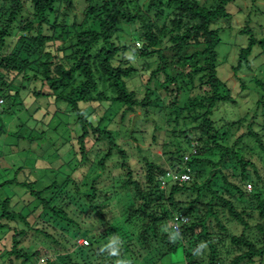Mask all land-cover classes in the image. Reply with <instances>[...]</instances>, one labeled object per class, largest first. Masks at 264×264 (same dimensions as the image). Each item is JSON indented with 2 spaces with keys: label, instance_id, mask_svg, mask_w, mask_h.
<instances>
[{
  "label": "trees",
  "instance_id": "16d2710c",
  "mask_svg": "<svg viewBox=\"0 0 264 264\" xmlns=\"http://www.w3.org/2000/svg\"><path fill=\"white\" fill-rule=\"evenodd\" d=\"M78 1L0 0V164L9 153L25 160L6 163L7 177L0 175V264H114L99 251L113 235L133 264H157L178 248L186 264H264V124L258 132L250 120L228 145L232 125L239 129L246 118H214L236 103L219 75L217 25L234 0ZM241 32L248 38L229 71L241 88L244 71L263 85L252 79L251 57L255 48L264 55V37L248 25ZM141 73L148 77L139 90L132 82ZM254 106L256 116L264 96ZM130 114L163 131L152 135V147L165 160L121 142L116 118L125 127ZM130 121L123 132L137 140L145 129ZM57 137L62 142L48 154ZM6 187L20 190L2 195ZM112 198L122 203L108 222L97 204ZM179 215L188 220L176 229ZM170 230L181 233L176 243ZM32 233L73 246L76 258L40 262L41 250L24 244ZM80 234L87 245L78 244ZM201 242L203 254L193 255Z\"/></svg>",
  "mask_w": 264,
  "mask_h": 264
},
{
  "label": "rangeland",
  "instance_id": "374dc122",
  "mask_svg": "<svg viewBox=\"0 0 264 264\" xmlns=\"http://www.w3.org/2000/svg\"><path fill=\"white\" fill-rule=\"evenodd\" d=\"M75 1H76L77 6H80L79 1L78 0H75ZM228 9L231 12V16L229 18L220 19L217 22L218 26L223 27L222 30H220V36L222 38V43L218 46V49L220 52V60L222 62L220 66L221 70H219V75L225 81L227 80L226 82L232 91L233 97L236 99V103L224 104L220 106L219 108H217L214 118L220 124L224 123L225 120L233 121L235 119H238L241 115L246 118V120L244 121V124L239 129L236 128V125H234L235 126L234 127L232 124H230V122L228 123V125H232V135L234 134V136L232 137L231 135L227 137L228 139L226 140L225 144L232 145L238 135H242L243 133L247 132V124L248 122H250V120L254 121L252 124L253 125L252 127L254 128V130L258 132L259 131L262 132V127H263L262 124H264V108L262 107L258 108L256 112V116H254V113H253L254 110L252 109L255 107L254 105L258 97L264 96V55H257L256 52L258 51L259 48H255L254 53L251 57V60H252L251 66H252V69L254 70L253 73L255 75V77H253L254 75L252 76V79L257 78L258 80L263 82V85L257 84V82H255L254 80L251 81L250 77L252 74H250L247 71H244L240 73V76L243 77L244 80H246L247 86H245V88L244 87L241 88V84L238 81V78L232 75V71H229V68H230L229 65L232 64L233 61L235 60L236 55L238 53V48L240 47V45H244L247 41L248 34H244L241 32L247 25L252 28V30L257 36L261 35L264 37V0H234L232 3L229 4ZM77 11L78 10H75V12ZM14 39L15 37H11L9 38V41L11 42ZM138 65L142 66L140 62L138 63ZM140 68L142 69V67ZM221 71L224 72L223 75ZM141 74L142 75L140 76L137 75L135 78H133V82H132L133 87L139 90H140L141 82H146V79L148 77L146 73H141ZM88 108L90 111L93 107L89 106ZM137 114L141 115V111H138ZM136 116L137 115L135 114H130L129 119L125 121V124H126L125 127H123L124 126L123 123L119 122V118H116L117 120L116 123L118 124L117 130L120 129L121 131L120 133V138L122 140L121 142L125 143V145H128L127 142L128 143L137 142L142 146L144 153L150 155L151 158L152 157L156 158V156L159 155L160 156L158 157L159 160L161 159L165 160L166 156L163 155V151L152 147L154 145L153 143L155 142L152 139V135L153 134L156 136L160 134L164 135L163 131L155 129V126H154L155 122L152 118L150 117L142 118V116H138V117ZM221 116L224 120L221 118ZM17 117L18 116H16V120H17ZM61 117L64 118V115H62ZM93 118H95L94 120L97 119L95 115H93ZM6 119H8L9 121H12L11 115L10 116L7 115ZM129 120H131L130 126L132 125L133 128L139 127V128H142L143 130L145 129L144 131L145 133L143 132L144 133L143 135H141V133H138L137 140L134 139L133 137L131 138L128 137L126 139V136L123 132V130H126ZM10 123H11L10 126L15 124V122L13 121ZM48 135H49V138L50 137L56 138L55 132L51 131L48 133ZM123 138L125 139V141H123ZM3 139L4 138H2V140ZM62 140H63L62 137H59V138L57 137L56 141L52 140V142L55 144L51 145V143H49V145H47L49 146L47 147L48 151L46 150L47 153L52 154L55 151L54 146L55 145L58 146L62 142ZM157 140H159V137L157 138ZM244 141H242V143ZM48 142L49 141H47V143ZM2 143H0V147L1 146L4 147ZM5 147L7 148V144H5ZM154 154L155 156H153ZM6 156L7 158L4 161L5 164L7 163L6 165L10 163L14 167V166L21 164V162L19 161L20 158L13 157L11 156L10 153L7 154ZM116 158L117 157L109 159L107 161V165L110 168L117 166L118 162ZM20 160L22 162L25 161L23 159H20ZM30 163H31L30 161H27L24 164L28 166V165H31ZM3 165L0 164V175H4L5 177H7L6 172L3 171V168H5ZM34 172L37 174L36 169L34 170ZM117 172L118 170H113V174L114 173L117 174ZM75 178H77V176H75ZM19 190L20 189L18 187H10V188L6 187L3 190L2 195L6 193H12L13 191L17 192ZM121 203L122 202H120V198H114V199L112 198V201L109 204L103 205V203L101 204V202H99L97 204L98 205L97 208L101 212V215L103 216V218H105L109 222L110 220L116 217L117 212H118V207L121 205ZM254 216L257 217L258 214L254 213ZM111 223L114 224L113 221ZM229 226L231 230L237 234H239L242 230L241 226L235 223H229ZM32 234H33L32 236H28L25 239L24 244L30 245L32 249L41 250V253L43 255L40 258L41 259L40 262H42L43 260L42 258L46 260V258L50 256L52 258H55L56 256L58 257L63 256L64 258L71 257V260H73L72 258H76L73 246H67L68 249H66L61 244L52 245L50 241H44L42 236H36L34 235V233ZM81 236H82L81 234L78 236L79 237L78 244L80 245L85 244L84 239H88L90 242L89 238H80ZM5 241L6 239L2 243H0V247L5 244ZM83 254L84 255L86 254L84 250H83ZM57 260L58 258H55V261ZM157 264H186V259H185L183 249L178 248L176 252L167 254L166 256L162 257L157 262Z\"/></svg>",
  "mask_w": 264,
  "mask_h": 264
},
{
  "label": "clouds",
  "instance_id": "9594fccd",
  "mask_svg": "<svg viewBox=\"0 0 264 264\" xmlns=\"http://www.w3.org/2000/svg\"><path fill=\"white\" fill-rule=\"evenodd\" d=\"M181 238V233L178 230H170L168 231V240L171 243H176L178 239ZM85 244L89 243L88 239H84ZM82 240V241H84ZM123 241L117 235H113L106 244H104L100 248V254H107L109 257L116 258L114 264H133L132 260L123 258L121 256V249H122ZM206 244L201 242L197 248L194 250L193 255L200 256L203 254V249L206 248Z\"/></svg>",
  "mask_w": 264,
  "mask_h": 264
},
{
  "label": "built area",
  "instance_id": "2783aa9c",
  "mask_svg": "<svg viewBox=\"0 0 264 264\" xmlns=\"http://www.w3.org/2000/svg\"><path fill=\"white\" fill-rule=\"evenodd\" d=\"M4 99L2 97H0V103H3ZM182 179H188L189 178V174L187 172L183 173L181 176ZM248 188L251 189L252 186L251 184H248ZM175 220H176V226L175 228L178 229L179 223L181 222H186L188 220V217L185 215H179V216H175Z\"/></svg>",
  "mask_w": 264,
  "mask_h": 264
}]
</instances>
